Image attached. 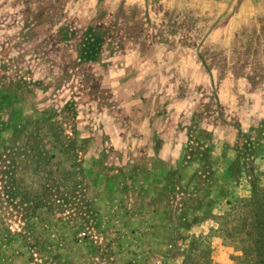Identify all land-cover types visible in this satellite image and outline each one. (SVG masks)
Wrapping results in <instances>:
<instances>
[{"label":"rangeland","instance_id":"374dc122","mask_svg":"<svg viewBox=\"0 0 264 264\" xmlns=\"http://www.w3.org/2000/svg\"><path fill=\"white\" fill-rule=\"evenodd\" d=\"M261 216L264 0H0V264H257Z\"/></svg>","mask_w":264,"mask_h":264},{"label":"trees","instance_id":"16d2710c","mask_svg":"<svg viewBox=\"0 0 264 264\" xmlns=\"http://www.w3.org/2000/svg\"><path fill=\"white\" fill-rule=\"evenodd\" d=\"M256 222L258 227L255 232V248L259 257L257 264H262L264 262V217H259Z\"/></svg>","mask_w":264,"mask_h":264}]
</instances>
